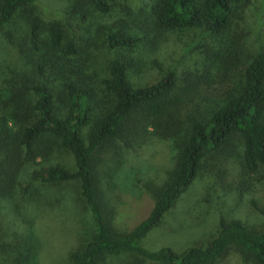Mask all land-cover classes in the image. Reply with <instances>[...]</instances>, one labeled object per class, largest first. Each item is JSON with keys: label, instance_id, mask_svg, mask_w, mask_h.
Listing matches in <instances>:
<instances>
[{"label": "trees", "instance_id": "trees-1", "mask_svg": "<svg viewBox=\"0 0 264 264\" xmlns=\"http://www.w3.org/2000/svg\"><path fill=\"white\" fill-rule=\"evenodd\" d=\"M34 1L0 0V28L16 16L24 32L12 52L0 51V58L8 56L7 70L0 71L4 264H26L32 254L27 239L34 234L33 219L24 202L33 201L43 186L68 181L77 182L95 227L71 253L70 264H102L104 256L117 254L131 256V264H212L229 251L243 262L264 264V225L252 227L235 218L220 220L204 246L176 252L140 243L208 157L239 147L235 178L264 168V46L258 43L246 53L240 48L257 24L246 12L251 0H68L62 17L46 21ZM113 15L98 25L100 18ZM179 28H200L224 46L206 47L207 66L201 72L184 71L178 79L170 69L151 84L134 85L128 73L137 66L135 46H155ZM5 33L12 41L11 32ZM97 38L106 51L103 75L87 62V49ZM228 46L238 51H227ZM154 137L172 141V165L161 184L145 185L152 198L146 217L117 231L108 210L112 206L103 205L101 184L111 181L116 188L122 148H139ZM64 152L73 155V168L47 161ZM238 190L234 184L235 199Z\"/></svg>", "mask_w": 264, "mask_h": 264}, {"label": "rangeland", "instance_id": "rangeland-1", "mask_svg": "<svg viewBox=\"0 0 264 264\" xmlns=\"http://www.w3.org/2000/svg\"><path fill=\"white\" fill-rule=\"evenodd\" d=\"M251 2L246 12L256 16L257 24L250 29L249 37L244 38L243 48L240 47L243 53L258 43L264 46V0ZM33 4L39 16L46 21L56 16L62 17L61 11L68 0H35ZM128 4H131L130 1ZM115 18V15L100 18L98 25ZM20 26L15 16L9 25L0 28L1 52L13 51L12 43L24 33ZM6 30L11 32L12 41L8 40ZM219 41L220 38L205 35L200 28L168 31L155 46H135L132 55L137 59V66L129 71L128 78L134 85L144 86L157 81L170 69L175 71L178 79L184 71L201 72L207 66L206 47L209 44L223 47ZM100 42L101 38L95 39L92 48L87 49L90 52L87 62L90 69L95 67L103 75L101 68L105 64L106 51ZM223 42L226 43L225 38ZM226 49L238 51L234 46ZM7 58H0V71L7 70ZM214 70L215 67H211V72ZM121 150L123 162L113 177L117 182L116 188L111 181L101 184L103 205L112 206V210H108L113 218L111 224L117 231L130 229L146 217L152 198L145 185L149 182L162 183L175 153L172 141L159 137H154L139 148ZM238 153L239 147H236L220 157H208L197 178L164 213L159 224L142 238L141 245L149 250L166 246L181 252L187 246H204L216 234L219 221L223 219H240L252 227L264 225V168L247 177L240 175L235 178L240 169ZM47 161L63 164L67 168L74 167L73 155L69 152L53 155ZM234 184L239 189L235 193L238 194L237 199L231 193ZM23 209L33 219L36 236L31 232L28 236L32 254L26 264H70L71 253L80 249L95 230L92 214L75 181L43 186L33 201L24 202ZM0 264H4L1 257ZM102 264H131V256H104ZM144 264L152 263L147 261ZM212 264L251 263L243 262L236 253L229 251Z\"/></svg>", "mask_w": 264, "mask_h": 264}]
</instances>
